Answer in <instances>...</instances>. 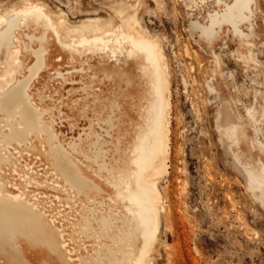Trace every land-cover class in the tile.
<instances>
[{
    "label": "bare ground",
    "instance_id": "bare-ground-1",
    "mask_svg": "<svg viewBox=\"0 0 264 264\" xmlns=\"http://www.w3.org/2000/svg\"><path fill=\"white\" fill-rule=\"evenodd\" d=\"M212 1L191 31L209 46L230 33L236 57L249 63L258 0ZM124 11L115 9L120 24H72L34 1L0 12V264H150L163 209L157 178L170 156V70L160 40ZM51 43L73 69H55L52 79L80 76L70 108L88 118L68 139L56 128L62 100L47 93L48 83L32 88L51 65ZM260 116L247 108L253 136L228 114L222 130L264 204ZM253 148L258 164L249 159Z\"/></svg>",
    "mask_w": 264,
    "mask_h": 264
},
{
    "label": "rangeland",
    "instance_id": "rangeland-1",
    "mask_svg": "<svg viewBox=\"0 0 264 264\" xmlns=\"http://www.w3.org/2000/svg\"><path fill=\"white\" fill-rule=\"evenodd\" d=\"M25 1L38 2L72 24L94 18L120 24L115 9L122 6L125 17L134 15L162 44L170 70V156L167 173L157 178L163 209L150 264H264V204L248 189L247 174L222 130L228 114L253 136L247 125V108H253L261 114L255 127L264 144V0H258V37L249 63L236 57L238 44L230 33L209 46L191 31V19L202 20L215 8L212 0L192 9L185 6L188 0H0V12ZM50 54L51 65L32 88L48 83L47 93L62 100L56 128L68 139L88 124L70 108L82 93L80 76L52 79L55 69H73L68 59L57 60L54 43ZM235 150L244 162L245 142ZM253 150L249 159L258 164Z\"/></svg>",
    "mask_w": 264,
    "mask_h": 264
}]
</instances>
